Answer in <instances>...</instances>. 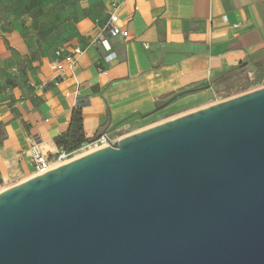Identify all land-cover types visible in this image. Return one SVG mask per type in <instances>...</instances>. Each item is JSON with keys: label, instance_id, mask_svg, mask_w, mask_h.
Returning a JSON list of instances; mask_svg holds the SVG:
<instances>
[{"label": "water", "instance_id": "95a60500", "mask_svg": "<svg viewBox=\"0 0 264 264\" xmlns=\"http://www.w3.org/2000/svg\"><path fill=\"white\" fill-rule=\"evenodd\" d=\"M0 264H264V87L1 191Z\"/></svg>", "mask_w": 264, "mask_h": 264}, {"label": "crops", "instance_id": "0c3cea01", "mask_svg": "<svg viewBox=\"0 0 264 264\" xmlns=\"http://www.w3.org/2000/svg\"><path fill=\"white\" fill-rule=\"evenodd\" d=\"M20 2L0 7V192L36 176L32 144L55 158L81 102L87 141L120 140L192 112L231 72L264 80V0ZM111 12L126 36L104 33Z\"/></svg>", "mask_w": 264, "mask_h": 264}, {"label": "built area", "instance_id": "2783aa9c", "mask_svg": "<svg viewBox=\"0 0 264 264\" xmlns=\"http://www.w3.org/2000/svg\"><path fill=\"white\" fill-rule=\"evenodd\" d=\"M119 20V14L116 12H111L109 21L104 27V33H108L110 37L126 36L127 30L118 25ZM100 44L103 46L106 52H108V55L106 57V60L108 62L117 57L116 53L112 50L113 48L110 43L109 37L105 35L101 36ZM79 53H81V49L79 47L75 48L73 51H67L65 48H60L56 52V55L57 57H64L67 61L72 62L75 55ZM117 141L118 140L112 138L109 133H106L96 139L84 142L79 148L74 151L70 152L65 149H61L56 154L54 159L47 157L35 144H32L29 150L31 151V158L35 167L36 175H41L78 157L110 146V144Z\"/></svg>", "mask_w": 264, "mask_h": 264}, {"label": "rangeland", "instance_id": "374dc122", "mask_svg": "<svg viewBox=\"0 0 264 264\" xmlns=\"http://www.w3.org/2000/svg\"><path fill=\"white\" fill-rule=\"evenodd\" d=\"M20 1L21 0H9V2L12 3L11 5L5 7L2 4V6L0 7L3 8L5 14H8L10 16V11H13L14 13V11L17 10L15 8L13 10H10V8H12L14 4ZM24 2V4L26 5L27 1ZM20 4L23 5L22 2H20ZM40 11L41 10H39V12ZM262 87H264V80H261L259 77L252 76L245 71L231 72L215 82L210 93L207 94L204 99H202L201 103L193 106L192 111L234 98L241 94L251 92Z\"/></svg>", "mask_w": 264, "mask_h": 264}, {"label": "trees", "instance_id": "16d2710c", "mask_svg": "<svg viewBox=\"0 0 264 264\" xmlns=\"http://www.w3.org/2000/svg\"><path fill=\"white\" fill-rule=\"evenodd\" d=\"M242 67L246 68L245 65ZM84 105H86L85 102H81L80 104H78V107L73 112L72 120L70 122L67 134L57 139V143L62 149L71 152L79 148L84 142L87 141L84 133L82 116V107Z\"/></svg>", "mask_w": 264, "mask_h": 264}]
</instances>
